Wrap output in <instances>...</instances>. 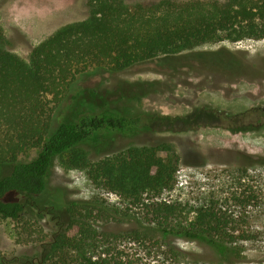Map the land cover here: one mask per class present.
Segmentation results:
<instances>
[{
    "label": "trees",
    "instance_id": "1",
    "mask_svg": "<svg viewBox=\"0 0 264 264\" xmlns=\"http://www.w3.org/2000/svg\"><path fill=\"white\" fill-rule=\"evenodd\" d=\"M86 5L85 20L59 28L33 48L29 61L9 48L0 26V218L13 221L24 232L37 226L43 229L41 222L48 219L54 229L45 261L55 260L53 264H124L111 253L93 256L88 251L99 234L117 237L105 229L107 223L121 221L132 223L130 234L138 239L157 234L181 238L206 244L221 263L242 261L245 250L233 242L263 235L241 230L236 236L240 225L250 224L258 213L262 216L263 211L256 208L264 200L263 189L245 185V192L236 195L235 202L246 209L243 214L228 215L208 207L198 210L188 227L170 225L177 207L153 199L176 185L180 156L172 145L131 146L98 160L91 158L87 147L95 137L132 136L149 127L150 115L134 113L133 101L151 91L155 82L137 83L131 85L135 89L125 87L115 94L97 89L73 91L77 79L91 69L115 74L155 60L158 66L169 67L198 56L216 69L240 70V62L229 58L225 49L189 51L225 40H263L264 0H150L136 4L87 0ZM59 110L67 116L53 126ZM255 111L216 113L233 125ZM258 112L264 114V109ZM30 147L39 148L37 157L19 162L18 155ZM239 157L243 161L240 180L248 177L250 167L264 165L243 154ZM58 159L68 169L84 171L93 184L129 206L141 204L148 209L146 217L152 223L159 221L160 226H145L129 211H109L97 201L70 200L68 190L51 186ZM252 205L255 209L249 211ZM56 211H63L67 222Z\"/></svg>",
    "mask_w": 264,
    "mask_h": 264
},
{
    "label": "rangeland",
    "instance_id": "2",
    "mask_svg": "<svg viewBox=\"0 0 264 264\" xmlns=\"http://www.w3.org/2000/svg\"><path fill=\"white\" fill-rule=\"evenodd\" d=\"M144 1L150 0H126L129 4ZM86 2L0 0V26L8 39L9 48L29 61L33 48L59 28L88 17ZM220 49H225L229 58L234 57L239 61L242 69L230 70L219 66L216 69L205 65L198 56L178 61L169 67L158 66L155 60L115 74L91 69L77 79L74 87L73 94L83 89L107 90L115 94L121 88L124 92L125 87L131 91L135 89L131 85L137 86V83L155 82L151 91H145L139 101H133L134 113L150 115L149 127L132 136L115 133L95 137L87 147L91 158L98 160L123 152L131 146L163 142L172 145L180 156L176 185L173 190L153 199L177 207L176 214L168 221L170 225L188 227L197 211L208 207L217 208L228 215L243 214L246 209L235 202V197L245 192V185L254 184L264 191V165L250 167L248 177L241 180L239 167L243 163L239 157L241 154L264 162V114L258 112L264 109V39L205 43L189 52L210 53ZM138 92L140 95V88ZM88 98V101L96 103L92 97V100ZM248 110L256 111L236 119L233 125L232 121L222 119L216 113L235 115ZM66 116L65 111L59 110L53 126ZM38 153L39 148L30 147L21 152L17 160L30 162ZM51 186L56 190H68L70 200L97 201L109 211L120 214L129 211L145 226H160L159 221L152 223L149 220L152 218L146 217L148 209L141 204L129 206L116 194L93 184L84 171L68 169L59 159L54 165ZM253 209V205L248 207L249 211ZM256 209H261L263 216L264 200ZM57 213L61 214L63 222H67L68 217L63 211ZM262 216L258 213L250 224L240 225L236 236L241 230L250 235L261 231L263 235L259 234L248 241L235 240L233 244L244 248L245 257L233 264H264ZM131 224L122 221L107 223L105 230L117 237L99 234L91 243L89 254L104 256L103 253H111L110 256L119 257L124 264H225L204 243L166 238L161 234L138 239L130 234L133 229L130 228ZM41 226L43 229L37 226L24 232L23 229L17 230L13 221L0 218V264L2 261L4 264H38L45 261L54 228L48 219L42 220ZM54 262L47 259L42 264Z\"/></svg>",
    "mask_w": 264,
    "mask_h": 264
}]
</instances>
